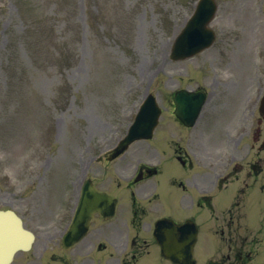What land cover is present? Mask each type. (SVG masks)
<instances>
[{"label":"rangeland","instance_id":"obj_1","mask_svg":"<svg viewBox=\"0 0 264 264\" xmlns=\"http://www.w3.org/2000/svg\"><path fill=\"white\" fill-rule=\"evenodd\" d=\"M193 1L0 0V199L21 207L12 195L14 172L32 159L46 157L42 145L54 142V126L60 132L67 124V157L72 158L70 147L76 141L77 127H83L81 116L98 111L108 121L110 108L124 103L121 95L141 96L147 83H153L149 89L160 96L171 92L177 77L168 52L174 32L192 12ZM218 1L223 4L214 22L218 31L225 8L231 16L227 22L236 25L231 30L243 27L248 31L255 20L264 21L259 13L261 0L254 3V10L253 0ZM220 34L210 54L212 62L226 47L225 33ZM236 39H241L237 47L243 48L242 56L250 54L251 38L239 34ZM199 58L198 66H194L197 60L187 65L190 72H196L191 73L194 82L203 84V77L214 74L201 72L210 56L207 61L205 54ZM21 212L29 226L48 222L37 219L28 204ZM211 250V243L201 240L199 264Z\"/></svg>","mask_w":264,"mask_h":264},{"label":"flooded vegetation","instance_id":"obj_2","mask_svg":"<svg viewBox=\"0 0 264 264\" xmlns=\"http://www.w3.org/2000/svg\"><path fill=\"white\" fill-rule=\"evenodd\" d=\"M259 124L261 123V120H258ZM259 128L257 127V134L259 135ZM264 149V145L262 146ZM176 153H182V150L179 148L175 149ZM186 153V152H185ZM188 155V154H187ZM183 162V168L187 169L186 162L189 163V167L192 166L190 159H184ZM110 165H107L104 169L106 171V174L102 177H100L96 182V187L104 192H108L110 194H115V191L113 190V185L110 182L111 178L107 176L110 175ZM112 167V166H111ZM113 168V167H112ZM148 167L144 168L146 175H142V178L149 177V175L152 174V171L150 169H147ZM115 171V168H113ZM238 169V167L236 168ZM239 170V169H238ZM103 174V173H101ZM173 186L178 189L180 187H183V183L180 182V180H174L172 181ZM116 187H119V185H115ZM129 187H134L133 184H128ZM163 200L160 198V206H165L169 209H173L177 207V203L175 201H170L168 194L163 196ZM135 205V201L133 203V206ZM135 208V207H134ZM156 209V208H155ZM143 212V211H142ZM138 212L134 211L133 218L131 220L132 223H130V226H125L129 230V234L127 235V232L124 234V230H122L120 233L117 231L116 233V240L119 243L118 245L114 246L115 248L111 246L101 245L100 241L96 237V229L93 228L95 225L91 227V231L86 235V237L80 242V244L83 246L84 249H88L90 247L97 248L93 249L97 250V253L99 254L102 250L108 249L109 252H111V256L116 264H147L146 261L143 260H152L154 255V250L152 248L151 243L146 240L141 234H145L144 226H152L149 222H146L147 214L145 215H139ZM97 227V226H95ZM134 231V234H130V232ZM87 252L83 257L89 258L93 256L94 252ZM96 252V251H95Z\"/></svg>","mask_w":264,"mask_h":264},{"label":"water","instance_id":"obj_3","mask_svg":"<svg viewBox=\"0 0 264 264\" xmlns=\"http://www.w3.org/2000/svg\"><path fill=\"white\" fill-rule=\"evenodd\" d=\"M203 27V26H202ZM184 46V43L179 42L178 48L181 49V47ZM14 222L20 223V221L17 218H14ZM180 252H179V264H192V251H193V245L195 243L196 239V232L194 229H189L186 227V229H182L180 231Z\"/></svg>","mask_w":264,"mask_h":264}]
</instances>
